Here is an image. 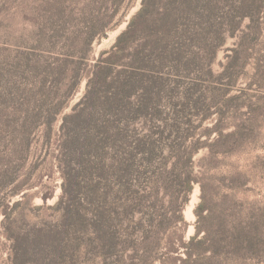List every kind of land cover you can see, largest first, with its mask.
I'll return each instance as SVG.
<instances>
[{"label": "trees", "instance_id": "1", "mask_svg": "<svg viewBox=\"0 0 264 264\" xmlns=\"http://www.w3.org/2000/svg\"><path fill=\"white\" fill-rule=\"evenodd\" d=\"M132 4L133 0H54L52 4L37 0L36 12H33L32 18L33 26L29 30L26 28L29 36H33L41 47L42 53L46 49L49 51L50 47L54 49L53 54L49 53V60L36 57L37 67L42 68L43 73L38 87L40 102L59 97L54 104L45 108L44 126L47 136L53 135V120L65 107L64 96H60L59 91L67 87L74 90L83 77L87 78L81 103L62 116L60 132L56 133L61 155L67 159V170H63V174L67 175L64 177L65 182L70 172L76 176L75 188L71 190V194L66 196L71 187L68 184L65 187L64 184V194L53 205L60 212L58 224L68 225L70 216L76 218V225L83 222L81 206L85 202L80 193L84 187L98 201L95 214L97 221L93 230L89 232L88 229L86 234L92 235L96 242L95 247L87 250L90 254L96 252L89 261L101 257V264H121L117 260V254L115 260L109 263L106 260L109 255L116 253V248L125 247L124 243L128 242L133 253L128 257L130 261L138 259L140 264H155L159 259L162 240L167 241L166 245L171 248V236L167 235L168 232L178 224L186 225L183 208L194 185L198 184L201 193L200 200L193 209L196 216L195 232L184 244L185 255L179 258L178 264H264V196L254 194L252 188H248L251 182L253 186L260 188L259 184L264 181V156L254 155L251 163L243 168L230 166L225 174L217 178L218 181L209 185L202 176L196 174L193 159L204 144L198 138L187 143L188 136L185 132L181 133L180 126L181 123H191V118L195 116L200 115L203 120L211 114L215 115V122L206 131L207 135L211 132L216 134L207 145V154L201 159L200 166L203 170L217 156H226L227 152L234 154L237 147L246 142L251 143L255 128L254 116L246 117L239 124L226 120L238 117V111L245 103L243 100L233 103L241 100L243 91L246 90L240 88L238 94H230V89L235 84L232 78L239 60L251 52L258 42L264 43L261 39L264 0H141L139 8L129 17L126 27L117 35L108 52L109 56L103 58L105 52L102 51L97 61L90 65L88 56L94 39L101 38L107 30L116 26ZM245 18L248 23L242 27L241 21ZM62 28L66 30L63 32ZM202 35L210 43L209 53L212 59L228 37H236L234 46L230 48L231 52L226 55L227 62L220 72L214 74L218 80L215 89L221 91L220 95H216L221 100L201 109L193 106L197 110L192 111L193 108L190 109L187 105L194 98L195 90L192 86L185 85L180 93L182 106L172 108L166 118H160L157 124L149 126L150 130L147 129L143 136H136L133 144H130L126 136L129 117H137L139 111L141 113L145 110V118L148 115L153 123L157 121L152 115L163 113L160 102L164 99L163 91L168 86L167 73L186 71L190 61L192 63V58L188 59L190 55L187 50L194 45L196 36ZM52 38L60 40L61 46L59 47L58 41L51 43ZM258 50L264 56V48ZM29 52L32 51L21 50L17 54L20 60L16 58L17 55L14 60H25ZM126 56L131 64L123 67L122 74L128 77L123 79L122 76L121 81H116L118 85L111 79L108 83L110 86L106 88H111L114 92L111 93L109 89L107 96L97 95L95 88L100 85L101 77L106 74V78L107 72H112V59L120 61ZM261 61L262 65L255 74L260 76V84L264 79L262 58ZM208 72L213 73L210 68ZM184 73L177 76L181 77ZM177 76L175 79H179ZM67 79L71 85H66ZM47 81L51 86L49 90L53 92L52 98L45 88ZM255 82L256 80L250 81L247 89H252ZM170 93L171 90L168 98L173 97ZM135 95L138 99L136 106L129 101ZM16 96H19L17 91L11 94V99H16ZM87 98L93 99L94 102L88 103L90 105L93 102L92 108L82 106ZM126 100L128 106L124 107ZM99 102L108 105L107 114H111L115 122L126 121L123 128H118L114 122H107V117L97 114ZM121 110L124 114L115 119L122 113ZM84 114L90 117L87 118ZM26 115L30 124L42 116V110L37 112L28 109ZM90 121L92 123L88 124ZM21 125L14 119L5 126V132L9 135L8 145L12 146L15 154L30 153L31 140L26 133L29 128H24L25 122ZM84 127L100 129L103 133L96 139L91 136V140L86 141L81 136ZM188 128L189 126L185 130ZM15 131L17 134L14 135ZM167 132L176 134L171 139ZM114 134L123 137L115 141ZM164 137L166 141L163 140ZM131 145L134 146L130 147ZM160 145L168 149L166 155L162 154L160 148L157 149ZM105 148L110 150L105 152ZM92 149L100 150L96 158L102 160V169H113L118 173L114 182L116 187L104 185L98 190H87L89 184L86 181L89 178L84 179L78 170L80 167L82 171H87L93 165L92 154L89 156ZM150 158L158 160L160 167L156 171L158 175L154 174L156 179L150 190H147L142 184L136 183L140 177L137 166H143L144 161H149ZM255 165L262 167L263 171L251 174L248 169ZM15 168L9 160L4 167L0 164L1 179L7 177L9 181ZM22 187L21 184L15 185L14 192H19ZM51 227L53 224L48 228L37 229L39 233H32L29 239L33 242L25 246L23 251L27 253L25 250L31 248L37 260L55 264L51 260L56 258L58 242L54 239L57 235L55 225L54 228ZM68 227L71 228L70 225ZM83 230L80 226L75 232ZM7 233L14 243L12 263L19 264L17 256L19 252L21 254V249L18 248L21 236L12 228H8ZM74 246L76 245H68L72 255L76 253L73 256L80 252ZM122 252L124 256L120 255V258L125 261L127 255L123 250Z\"/></svg>", "mask_w": 264, "mask_h": 264}, {"label": "rangeland", "instance_id": "2", "mask_svg": "<svg viewBox=\"0 0 264 264\" xmlns=\"http://www.w3.org/2000/svg\"><path fill=\"white\" fill-rule=\"evenodd\" d=\"M53 1L45 0V3L52 4ZM140 1L141 0H133L132 6L122 20L116 26L107 30L105 35L101 38L94 39L88 56V62L90 65L97 61L102 51L105 52L103 58L109 56L108 52L112 48L117 35L126 27L129 17L139 8ZM36 7L37 0H0V164H3L4 167V164L9 160L11 164L16 166L9 181L7 177H3L2 180V176H0V264H13L14 243L8 237V228H12L16 234L21 236V239H19L20 242H18V248L21 249V254L19 252L17 256V262L19 264H49L48 261L42 262L37 260V257L33 255L31 248L25 250L27 253H25L23 249L25 246H28L33 242L31 241L32 239H29L32 233H39L38 230H40V228H48L52 224L53 227L51 228H54L55 225L56 230L54 229V231L57 233L54 239L58 242V250L55 255L56 258L51 260L53 263L101 264V257L89 261L93 258L96 252L93 254L87 252L88 248L95 247L96 243L92 235L86 234L88 229L89 232L93 230L94 223L97 221V218L95 217L98 210L97 197L90 195V193L82 187L80 197L85 202L82 203V206L80 204L82 207L81 212H83V222L76 225V218L70 216L68 219V225L71 226L70 229L68 225L62 226L61 224H58L60 223V212L57 208L53 207L54 203L64 194V184L65 187H67V184L71 187V189L67 190L66 196H69L71 190H74L75 188L76 176L73 172L69 173L68 180L65 182L64 177H67V175L63 174V170H67V159L61 155L60 148L58 147L59 142L56 140L58 139L56 133L59 134L60 132L59 128L62 124V116L71 112L75 105L81 103L86 90L87 78L83 77L78 87L74 90H71V87H67L62 88L59 91V95L64 96L63 102L65 103V107L63 111L55 117V120H53L51 126L54 132L53 135L49 134L47 136L44 126L46 120L45 108L54 104L53 102L55 100L57 101L59 97L54 98V100L46 99V101L43 102H40L41 100L39 99L40 90L38 87L40 86V78L43 73H41L42 68L37 67L36 57L49 60V53L53 54L54 49L50 47L48 51L44 48L46 51L42 53L40 49L41 47L38 46L37 41L34 40L33 36L31 37L28 34V30L33 26L32 18ZM261 22V39L264 42V9L262 11ZM247 23L248 19L245 18L241 21V26L244 27ZM26 28H28V30H26ZM62 30L64 32L66 28H62ZM206 40L207 39L203 35L201 37L196 36L193 43L194 45L187 50L190 55V57L188 56V59L192 58V63L190 61L188 67L185 68L186 71L184 72L187 73L182 71L178 73L175 71L167 73L168 86L163 91L164 99L160 102V108L163 110V113L152 115L157 121H154L155 123H153L148 115L145 118L144 115L147 113L144 109L141 113L139 111L137 117L135 115H133L134 117H129L130 123L127 125L131 132H129L128 129L126 136L130 144H133L136 136H143L147 132V129L150 130L149 126L157 124L160 121V118H166L172 108H180L182 106L181 104H183V101L180 93L183 91L185 85L192 86L193 90H195L194 98H192L190 104L187 105L191 107L190 109L193 108L192 111L197 110V108L201 109L208 107L210 103L215 104L221 100L218 97L221 94V91L215 89L218 80L214 74L220 72L222 66L227 62L226 55L231 52L230 48L234 46L236 37H228L226 43L217 50L214 59H212L211 54L209 53L210 43ZM53 41H58L59 47L61 46L60 40H57V38H52L50 42L52 43ZM262 45H264V43L261 41L258 42L251 52L239 60V63L235 68V74L232 78V80H235V84L232 89H230V94H238V89L245 88L246 91H243L244 96L242 99L233 101V103H239L243 100L245 103L240 111H238V117L234 120H226L227 122L239 124L246 117L254 116L255 119L253 124H255V128L253 130V135L251 136V143L246 142L243 146L237 147L234 154L227 152L226 156H217L210 163L205 165L203 170L200 166L201 159L207 154L209 150L207 145L212 142L216 134L215 132H211L210 135H207L206 131L210 129L215 122V115L211 114L203 120H201L200 115L195 116L191 118L193 120L191 123L180 124L181 133L185 132L184 134L188 136L186 138L187 143L194 142L195 139L198 138L204 144V146L195 153L193 159L195 162L196 174L202 176L204 181L209 185L214 181H218L217 178L221 174H225L226 171L230 169V166L243 168V166L251 163L254 155L264 156V79L260 84V76L258 75V77L255 75L258 73L259 66L262 65L261 58L264 62L263 53L258 50L259 48H264ZM21 50L32 52H29L30 54L25 60H14L20 58L17 54ZM112 61V72H107L106 78V74H103L100 85H97L95 88V93L100 97L107 96L110 90L111 93L114 92L111 88H109L110 90L106 88L110 86L108 84L109 81L112 79L115 84H117L116 81H121V77L124 76V73L122 74L123 67L131 64L127 56L120 61L113 59ZM209 68L213 73L210 74L208 72ZM182 73H184L183 76H177V74ZM176 76L179 79H175ZM125 77L128 76H124L123 79ZM175 80H179L181 83L175 82ZM252 80H256V82L252 86V89L248 90V83ZM65 82L67 86L71 85V82L68 79ZM162 85L164 88V83ZM45 88L49 91V95L52 98L53 92L49 90L51 86L48 81L46 82ZM169 90H171L170 94L173 95L172 98H168ZM15 91H17V94L19 93V96H16V99H11V94ZM249 94L252 95L250 98ZM200 98H202V101ZM105 100L106 97L103 98L102 101L104 102ZM90 101H93V99L87 98L82 106L92 108L93 106H91V104L94 101L88 105ZM129 101L131 105L135 104L136 106L138 103L137 95L129 98ZM126 106H128L127 100L124 107ZM97 108V114L100 117H107L105 119L107 122L109 121L111 124L114 122V125L118 128H123L126 124V121L121 120L115 122L111 114H107L106 109L109 107L106 103L101 104L99 102ZM28 109L29 111L34 109V111L37 112L42 110V116L36 118L34 122L31 121L29 124V118H27L26 115ZM120 112L122 113L115 119H119L120 116L124 114L123 110ZM84 116L87 115L84 114ZM89 117L90 116H87V118ZM14 119H16L19 125H21L22 122H25L24 128H29L26 133L31 140L30 153L24 152L15 154L12 146L8 145L9 135H7L8 132H5V126ZM90 123L92 122L90 121L88 124ZM187 126H189V128L186 131L185 129ZM7 130L10 131V129ZM101 132L103 133V130H93L90 127H84L81 136L86 141H90L91 136L96 139L102 135ZM15 134H17L16 131L14 132V135ZM167 134L173 139V135L176 133L167 132ZM115 136L116 134L113 136L115 141L116 139L123 137V135L119 134H117L116 137ZM48 139H51L52 141L49 142ZM163 140L166 141V137H164ZM133 146L134 145H131L130 147ZM159 148L163 155L167 154L168 149L164 145L157 147V149ZM216 148L221 150L219 146H216ZM109 150L110 149L105 148V152H108ZM99 152L100 150L98 149H92L91 152H89V156L92 154L91 158L94 160L93 165L89 166V170L82 171L80 167L78 170V173L84 176V179L89 178L86 181L89 184L87 187V190L89 189V191L98 190L104 185L111 187L115 185L116 187V183L114 182L118 173L113 169L106 171L101 168L100 164L102 160L96 158L97 154H100ZM155 152H158V150ZM20 156H22V158H19ZM159 167L158 160H155L154 158H150L149 161H144L143 166H137L140 177L136 180V183H140L144 188L150 190L153 180L156 179L154 174L158 175L156 171ZM249 167L250 166H248V168ZM248 170L251 174L263 171L262 167H259L258 165H255L252 169ZM133 177L135 178V175H133ZM224 177H226V175ZM17 184H21L23 187L19 192H14V187ZM259 185L260 188L253 186V183L251 182L248 185V188H252V193L264 196V181H261ZM208 190L210 191L209 186ZM200 193L199 185L195 184L190 194V198L183 208L186 225L183 226L178 224L168 232L167 235L171 236L169 241L171 248H168L166 245L167 241L162 240L159 259L156 260L155 264H178L179 258L185 255L184 244L188 242L190 236L195 232L196 216L193 209L200 200ZM76 195H78V193H76ZM44 196L45 199L43 198ZM80 226L81 229L84 228L83 232H75V229L78 230ZM40 233H42V231H40ZM119 240L122 241V238ZM68 245H76L74 248L80 250L79 254L73 256L76 253H73L72 255ZM86 245H88L87 248L85 247ZM124 245L125 247L116 248V253L113 251L112 253L114 254L109 255L106 262L109 263L110 261L115 260L117 255H119L117 260L121 264H140L138 259L130 261L128 257L133 254L130 244L126 242ZM113 248L114 247L112 246L111 249ZM122 250L127 255L125 261L120 258V255L124 256ZM71 256H73L72 259Z\"/></svg>", "mask_w": 264, "mask_h": 264}, {"label": "bare ground", "instance_id": "3", "mask_svg": "<svg viewBox=\"0 0 264 264\" xmlns=\"http://www.w3.org/2000/svg\"><path fill=\"white\" fill-rule=\"evenodd\" d=\"M194 196H195V194H194Z\"/></svg>", "mask_w": 264, "mask_h": 264}]
</instances>
